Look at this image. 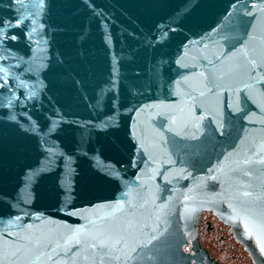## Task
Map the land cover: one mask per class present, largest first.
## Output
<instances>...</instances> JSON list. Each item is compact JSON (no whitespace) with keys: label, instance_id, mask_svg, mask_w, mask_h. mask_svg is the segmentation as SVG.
<instances>
[{"label":"water","instance_id":"water-1","mask_svg":"<svg viewBox=\"0 0 264 264\" xmlns=\"http://www.w3.org/2000/svg\"><path fill=\"white\" fill-rule=\"evenodd\" d=\"M8 3L9 0H0V16L23 15L26 19L23 27L12 33L17 39L10 41V53L0 44V57H8L0 59V67L8 69L9 78L16 83L23 82L24 87L0 93V233L16 215H21L22 220H12V223L32 224L34 230L45 234L61 226L84 225V219L66 214L69 206L95 219V215L106 211L100 207L104 200L114 202L127 192L133 201H149L139 211L151 214L153 219L163 205L157 222L158 239L147 253L154 257L152 264H221L212 259L199 235L201 215L206 210L232 226L236 239L245 245L255 264H264L255 240L245 231L243 216L228 207L233 190L230 185L238 180L248 182V178L231 173H208L209 168L221 162L225 172L228 167H235L234 155L226 159L234 149L238 152L260 150L264 143L261 122L264 115L257 104L264 89L256 87L245 92L243 84H238L236 87L241 91L233 93L229 89L218 100L213 98V103L218 104V110L229 121L228 131L220 136L209 128L208 138L201 143L179 137L172 139L173 134L166 131L168 108L146 109L139 115L131 111L133 105L163 103L172 106L178 119L187 118V109L192 103L189 97L169 96L161 89L142 97H128L115 123L102 127L109 110L108 81L113 57L119 58L126 77L133 69H142L150 75L153 56L158 58L160 53H165L167 59L175 55L185 36L199 39L200 35L210 32L222 19L227 0H48L46 8L39 7L40 0H22L24 7H7ZM253 23L255 30L249 26L248 31L253 32L255 39L249 46L259 49L264 44V21ZM167 28L175 30L169 33L168 45L159 49L150 47L152 38H159L160 30ZM239 36L240 43L234 42L237 49L247 40L243 31ZM215 39L223 51L232 50L220 37ZM216 51L211 44L207 52L194 48L186 62L196 65L193 72L202 71L200 65L206 61L200 57L211 58ZM123 83L126 87L127 80ZM191 86L198 87L197 78H192ZM20 92L32 98L25 101L21 97L17 105L15 101ZM248 96L257 101L253 104L247 100L244 105L254 113L251 122L229 117L227 105H235ZM9 97L13 100L11 106ZM97 100L100 105L94 108ZM180 108L185 112L181 113ZM195 111L199 114V109ZM57 113L63 116V122ZM9 114L17 120L8 119ZM53 121L59 127L49 132ZM85 121L95 127H82ZM30 125L32 128L25 131ZM161 134L167 143L160 142ZM141 140L156 156L154 166L142 162L137 151ZM168 156L176 161L192 160L194 166L173 165ZM146 158L145 155L143 159ZM185 166L187 173L180 174L179 169ZM210 175H216L217 180H212ZM257 176L259 179L253 183L259 192L264 175L257 172ZM247 207L253 216L260 211L259 202ZM29 214L41 215L42 220L36 221ZM9 231L13 232L11 242L18 229Z\"/></svg>","mask_w":264,"mask_h":264},{"label":"snow or ice","instance_id":"snow-or-ice-1","mask_svg":"<svg viewBox=\"0 0 264 264\" xmlns=\"http://www.w3.org/2000/svg\"><path fill=\"white\" fill-rule=\"evenodd\" d=\"M13 5L24 7L22 0H9L6 6L12 7ZM48 6V0H40V8ZM15 11L18 12L19 8ZM25 19L23 15L0 16V44L4 45L5 52L10 53V41L17 39V36L12 33L15 29L23 27ZM254 20L264 21V0H227L222 19L211 28L210 32L200 35L199 39H189L185 36L177 46L175 55L167 59L165 53H160L158 58L153 56L149 69L150 75L142 69H133L130 76L126 77L121 71L122 65L119 58L114 56L108 81V92L111 93L107 101L109 110L105 113L106 119L102 121V127H111L115 123V118L121 114L120 110L126 107L128 97H142L149 91L161 89L166 90L169 96L189 97L192 103L187 109L189 113L187 118L178 119L172 106L163 103L133 105L131 111L139 115L146 109L161 107L170 109L166 131L173 134V140L179 137L181 140L201 143L202 139L208 138L209 128L212 133L224 136L228 131L229 121L218 110V104L213 103V98L218 100L220 94L227 93L229 89L233 93L241 91L236 87L238 84H243L245 92L256 87L264 89V75H260L264 73V44L259 49L249 46L250 42L255 39L253 32L248 31L249 26L255 30ZM160 31V37H153L149 42V46L154 49L166 47L170 40L169 33L175 30L167 28ZM241 31L247 36V40H244L237 49L235 43H240L239 33ZM215 37H220L232 47V50L223 51ZM210 44L217 51L212 53L211 58L207 55L201 56L200 60L206 61V64L200 65L203 68L202 71L193 72L192 69L196 65H189L186 57L194 48L207 52ZM0 59L7 60L8 57L2 56ZM8 72V69L0 67V73H3L0 75V93L13 92L24 87L23 82L16 83L15 79H10ZM193 77L198 80L197 88L191 86ZM125 80H127L126 87L123 83ZM197 91L198 96L193 95V92ZM101 95L103 96L104 93L102 92ZM21 97L27 101L32 98V95L20 92L15 101L17 105ZM247 100L257 104L252 96L240 99L235 105H227L228 116L232 119L250 121L254 113L244 106ZM260 101L257 107L264 115V91L260 93ZM12 104L13 100L9 97L8 105ZM99 105L100 101L97 100L93 107L98 108ZM24 107L26 109L27 105L25 104ZM196 109H199V114L195 111ZM179 111L184 113L185 109L180 108ZM57 115L60 116L59 113ZM8 119L16 121L17 117L9 114ZM60 119L63 122V116H60ZM205 121H207L206 124ZM261 122L264 123V121ZM81 126L95 127L87 121ZM58 127L59 125H56L54 121L51 122L49 132ZM31 128L30 125L25 131ZM161 128H164L163 121H161ZM159 140L162 143L168 142L162 134ZM241 141L243 143V138ZM237 147L240 146L237 145ZM137 151L143 163L153 166L157 163L156 156L143 140L140 141ZM249 152L251 155L248 154ZM145 155L147 158L143 159ZM233 155L235 156L233 161L235 167H228L225 172L221 162L209 168L208 173L216 172L224 175L231 173L236 177L248 178V182L238 180L235 185H230L233 190L229 196L228 207L237 215L243 216L244 228L248 237L255 240L259 253L264 257V183L259 185V192L255 191L253 183L254 180L259 179L257 172L264 175V143L260 145L258 152L251 149L238 152L234 149V153H229L226 159ZM168 160L173 165L176 163L193 164L192 160H171V156H168ZM256 165H259V168H256ZM179 173H187V167H181ZM156 174L164 175L160 172ZM210 178L217 180L218 177L210 175ZM166 182L170 183V181ZM69 194L65 193V195ZM160 199H163V196ZM187 199L188 197L185 196V200ZM256 202H259L260 211L253 216L247 206ZM148 203V200L133 201L125 192L114 202L104 200L100 207L106 211L102 215H95V219H90L82 211L69 206L66 214L79 216L86 221V224L61 226V229L47 234L38 229L34 230L32 224L25 226L23 223H12V220H22L21 215H16L9 220L4 226V231L0 233V236H3L0 242V264H141V262L152 264L154 257L147 253L151 250L149 246L155 247L153 241L158 239L159 224L157 222L161 218L163 205L157 209L158 214L153 219L151 214L145 215L139 211ZM152 203H155V200ZM20 211L23 212V209ZM29 215L36 221L42 220L41 215ZM10 228L18 229L11 242L9 241L13 237V232L9 231Z\"/></svg>","mask_w":264,"mask_h":264},{"label":"flooded vegetation","instance_id":"flooded-vegetation-1","mask_svg":"<svg viewBox=\"0 0 264 264\" xmlns=\"http://www.w3.org/2000/svg\"><path fill=\"white\" fill-rule=\"evenodd\" d=\"M199 235L214 261L221 264H255L245 245L236 239L232 226L213 211L206 210L201 215Z\"/></svg>","mask_w":264,"mask_h":264}]
</instances>
